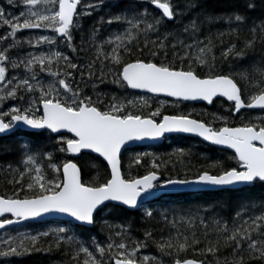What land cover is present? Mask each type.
Wrapping results in <instances>:
<instances>
[{"label":"snow or ice","instance_id":"6c2138e0","mask_svg":"<svg viewBox=\"0 0 264 264\" xmlns=\"http://www.w3.org/2000/svg\"><path fill=\"white\" fill-rule=\"evenodd\" d=\"M105 2L6 0L18 12L0 5V28L5 29L0 34V134L26 126L37 134L41 130L56 134L52 138L57 143L53 152L41 151L26 141L22 168L9 164L2 169L16 190L11 196L0 195V230L50 213L65 215L71 219L54 230V245L71 249L72 264H165L164 257L170 258L168 264H264V201H242L230 220L215 209L211 210L215 214L205 216L199 209L162 212L174 232L156 238L148 228L143 240L131 237L125 226L116 225L118 230L112 232L113 225L102 216L115 207L138 209L141 201L170 187L200 185L226 191L264 187V117H246L242 111L264 112V51L251 64V72L248 68L235 71L232 65V60L255 53L258 45L264 50V18L252 19L247 37L242 38L249 11L258 5L264 9V0H243L232 12L205 15L203 20L201 14H195L187 23H183L186 13L178 11L173 0H148L161 11L158 17L132 3L107 20L100 18V24L118 25L106 38L97 26L85 36L82 17L92 15ZM220 22L227 27L204 31L205 25ZM25 32L28 34L22 35ZM240 80L245 81L243 87ZM109 82L125 93L164 94L177 102L212 105L224 98L231 102L226 110L229 115L212 113L206 121L192 118L191 113L162 115L160 107L145 112L150 106L143 96L118 97L95 91L99 84ZM89 85L93 94L85 91ZM237 114L240 125L234 126L229 116ZM166 133L195 134L226 146L234 150L236 166L214 165L221 170L215 174L201 171L192 180L162 181L161 163L166 162L156 160L144 175L122 171V150L127 145L157 140ZM178 151L181 157L185 155L182 149ZM91 153L102 157L110 171L85 181L82 168L95 167L93 160L85 159ZM141 159L137 154L132 163L139 165ZM144 215L153 218L148 209ZM100 218L110 230L106 242L95 237L90 243L85 241L82 230ZM197 221L199 233L195 231ZM49 235L0 237V264H12L9 258L13 256L41 251L37 246L40 236ZM149 241L159 257L141 254ZM189 251L193 258H188Z\"/></svg>","mask_w":264,"mask_h":264},{"label":"trees","instance_id":"16d2710c","mask_svg":"<svg viewBox=\"0 0 264 264\" xmlns=\"http://www.w3.org/2000/svg\"><path fill=\"white\" fill-rule=\"evenodd\" d=\"M243 0H173V3L178 5V11L185 12L186 15L183 17V23H187L189 19L192 18L195 14H201L200 19L203 20L205 15H223L230 13L238 5H241ZM135 3L137 8L143 10L147 8L152 16H160L161 13L155 10L148 2L142 0H106L105 4L102 5L100 9H96L92 15H88L82 18V32L85 36L89 34L90 29L93 26L101 28L102 35L106 38L110 31H113L118 28V25L113 24L109 26L108 24H100V18L104 17L107 20L112 15L120 13L123 9H126L130 4ZM0 5L6 6L7 10H11V6L6 5V0H0ZM191 5H196V7L190 8ZM250 19L248 25H245V32L242 33V38L247 37V27L251 24L252 19L264 18V9L259 5L255 11H249L248 13ZM179 19V18H178ZM169 27L173 25L169 22ZM227 25L223 22L214 24V25H205L204 31H208L211 28L212 31H215L217 28L223 30ZM5 29L2 28L0 34H3ZM33 32L39 34V30H33ZM81 33H76V42L79 43V37ZM227 40V37L225 38ZM28 48L25 46V51ZM262 50L260 46H257L255 53H249L248 57L243 60H232V65L235 71H243L245 68H248L251 72V64L254 61H259L261 58ZM91 55V52H89ZM216 55L219 56V47L216 49ZM225 71H228L227 65H225ZM258 78V77H257ZM240 84L243 87L245 81L240 80ZM83 86V85H81ZM85 91L89 94H93V88L89 85L85 88ZM96 92L100 93H109L114 94L118 97L127 95L128 98L137 96L135 92L128 90L127 93L122 88H119L117 85L112 83L99 84ZM14 103V102H12ZM229 102L223 99H217L211 107L205 105H194V104H185L184 107L180 109H172L174 107H160L161 114L165 111L169 113H191L192 116L198 117L200 119L209 120L211 119L210 114L216 113L219 115H229L226 111L230 107ZM178 108V107H176ZM156 110L151 106L146 108L145 112H150ZM245 112V116L253 117H264V112L260 110H242ZM203 114V115H201ZM159 118V117H158ZM230 122L234 125H240L239 114L236 116H229ZM219 126V125H218ZM54 134H50L47 131H42L40 134L36 132H27V131H17L9 136L0 137V194L11 196L16 190V187L9 184L7 181L10 179V176H7L6 173L2 170L11 164L14 168L20 167L22 160V148L25 145V142H30L35 147L41 151H53L57 147L56 140L52 137ZM183 150L185 155L180 156L178 150ZM147 153V155H143ZM141 154L142 159L139 165L132 163V159L135 155ZM68 155V154H61ZM234 153L220 148L208 145L197 138L183 137V136H173L167 138L162 144L156 145L154 147L144 149L142 147H132L127 149L122 155V166L123 171L126 174L133 176L144 175L148 170L151 169L153 160L157 162H166L161 163V172L163 173L161 178H189L196 176L201 171H209L213 174L219 172L221 169L219 166L214 165H223L224 167L236 166V162L232 159ZM86 160H93L95 162V167L89 166L82 168L83 179L85 181H90L97 176L102 177L109 169L106 167V163L102 161L97 156L90 154L88 157H85ZM83 161L79 164L82 165ZM131 169L129 170V166ZM242 201H264V187L261 185H256L255 187L246 188L243 191H226V190H216V191H198V192H185L179 194H170L164 195L161 198H158L154 201H151L142 206L138 210H130L123 206L115 207L108 209L102 214L103 217L107 219L108 224L113 225L112 232L118 230L115 226L121 225L128 227L129 234L131 237L144 239V230L151 228L154 230V235L156 238H159L161 235L167 236L170 232H174L171 228V225L165 222L164 218L160 215L162 212L171 213L172 210H175L176 213L180 214L181 210L183 212H195L196 210H201L200 215L205 216L212 213L211 210L215 209L216 213L227 217L229 220L234 216L235 212L238 210V206ZM145 209H148L153 212V218L149 219L145 217ZM204 209H208L209 213H206ZM171 219V215L169 216ZM68 221L63 222H42L38 224L28 225L31 228H40L42 232H48L50 235L40 236L38 241V247L41 251H32L29 254L23 256H13L9 259L12 261V264H72L71 262V249L66 245H61L60 248H56L54 245V228L53 224L61 223L66 225ZM178 227L186 229L187 225L178 224ZM211 226V225H210ZM16 228L12 229L14 232ZM195 231L199 233L201 228L197 221L195 225ZM31 233H38L37 229H33ZM73 234V233H69ZM110 234L109 228L105 224V219L100 218L97 220L95 225L92 228H86L82 230L81 237L91 242V238L95 237L98 242L104 243L107 240L108 235ZM18 235V234H16ZM30 235V234H28ZM32 235V234H31ZM38 235V234H37ZM80 238V237H78ZM114 239H119L114 237ZM130 243V241H129ZM51 245V250L49 246ZM2 247V246H0ZM67 252V254H66ZM141 254L156 255L160 256L154 244L149 241V247L141 250ZM188 258H193V253L189 251L187 253ZM200 258V257H196ZM1 261L3 258H0ZM165 264H168L170 258L164 257ZM211 261L213 258L208 257Z\"/></svg>","mask_w":264,"mask_h":264},{"label":"water","instance_id":"95a60500","mask_svg":"<svg viewBox=\"0 0 264 264\" xmlns=\"http://www.w3.org/2000/svg\"><path fill=\"white\" fill-rule=\"evenodd\" d=\"M157 95H164V94H157ZM170 98H172V97H170ZM194 102H204V101H194ZM165 115H170V114H165ZM192 118H194V117H192ZM18 128L25 129V130H30L26 126H21V127H18ZM18 128H16L15 130H17ZM15 130H13V131H15ZM30 131H34V130H30ZM12 132H10V133H12ZM10 133H8V134H10ZM8 134H0V136H4V135H8ZM174 134H181V135H185V136L198 137V138H200V139L203 140V138H201V137H199V136H197L195 134H186V133H166L164 135V137L165 136H168V135H174ZM164 137H162L160 139H157V140L145 139V140H142V141H134V142H131L130 145H127L126 148L127 147H130V146H133V145H139V144L140 145L141 144L142 145H150V144L160 143V142L163 141V138ZM203 141H205V140H203ZM205 142L208 143V144H211L213 146H216V147H219V148L226 149V150H229V151H233L234 152V150L229 149L226 146L215 145V144H212L211 142H208V141H205ZM122 152H123V150H122ZM92 154H95V153H92ZM95 155L98 156V154H95ZM100 158L103 159L102 157H100ZM192 179H194V178H190L189 180H192ZM198 190H221V189H219V188H212V187H206V186H200V185H189V186H184V187L177 186L176 188L170 187L168 189H165L163 191V194H165V193L185 192V191H198ZM160 195H162V194H158L156 197H149L147 201H150L152 199H155V198L159 197ZM144 202L145 201H141V204L144 203ZM47 219L70 220L71 218H69V217H67L65 215H62V214H58V213H50V214H46V215H44L42 217H38V218H35V219H29V220L21 221L19 224L26 223V222H32V221L47 220ZM15 225H17V224H15ZM10 226H12V225H10ZM7 227H9V226H7Z\"/></svg>","mask_w":264,"mask_h":264},{"label":"rangeland","instance_id":"374dc122","mask_svg":"<svg viewBox=\"0 0 264 264\" xmlns=\"http://www.w3.org/2000/svg\"><path fill=\"white\" fill-rule=\"evenodd\" d=\"M156 104L154 105L155 107H165L166 103L165 101L161 100V99H157L156 100Z\"/></svg>","mask_w":264,"mask_h":264}]
</instances>
